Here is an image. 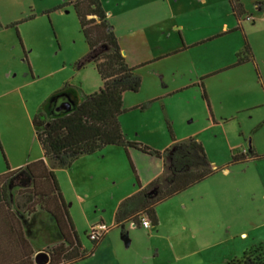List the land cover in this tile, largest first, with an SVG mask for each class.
Listing matches in <instances>:
<instances>
[{
	"label": "rangeland",
	"instance_id": "374dc122",
	"mask_svg": "<svg viewBox=\"0 0 264 264\" xmlns=\"http://www.w3.org/2000/svg\"><path fill=\"white\" fill-rule=\"evenodd\" d=\"M99 2L127 62L143 64L136 70L138 91L124 94L126 111L118 118L123 134L162 151L170 143L168 124L177 141H199L218 170L195 184L193 197L181 201L178 193L158 203L159 224L144 229L112 226L115 200L136 179L145 183L161 166L158 158L135 150V169L124 149L112 146L102 150L103 162L94 161L89 169L84 163L79 171L70 170L73 162L56 167L81 246L92 249L85 234L100 217L108 227L91 256L71 264H230L253 246L264 247V0H239L238 19L228 0ZM210 35L219 36L206 38ZM221 65L231 68L199 75ZM65 84L80 95L101 85L72 5L0 0V173L41 155L31 119L41 105L48 111L55 102L66 109L65 96L52 95ZM141 104L147 107L135 108ZM250 150L259 157L230 162L232 154ZM116 154L124 157L122 163ZM27 184L20 173L11 188ZM18 216L23 226L30 215Z\"/></svg>",
	"mask_w": 264,
	"mask_h": 264
},
{
	"label": "trees",
	"instance_id": "16d2710c",
	"mask_svg": "<svg viewBox=\"0 0 264 264\" xmlns=\"http://www.w3.org/2000/svg\"><path fill=\"white\" fill-rule=\"evenodd\" d=\"M68 3L76 14L87 46V59L93 63L101 85L91 94L80 95L76 87L67 84L54 92V100L58 95L68 93L73 103L61 112H52L51 106L46 111V107L41 105L33 115L31 124L42 157L15 169L6 166V170L0 173V264H34L33 249L24 235L19 213L32 215L42 212L52 217L62 241L47 248L49 260L46 264H71L84 260L98 246L102 237L90 240L89 232L85 236L91 242L92 249L87 252L81 246L52 167H68L78 157L95 154L109 145L120 146L125 152L133 148L160 159V175L145 186L136 179L137 190L119 202L114 211L115 226L129 222L138 226L143 216H146L150 225H156L155 206L158 203L190 188L218 170L207 162L199 141L192 137L177 141L168 124L166 127L170 143L162 151L124 137L118 119L126 111L123 95L138 91L141 81L136 70L143 64L128 65L116 36L106 23L107 16L99 0H68ZM228 3L238 19L242 13L241 3L239 0H228ZM244 49L249 51L245 42ZM243 61L246 59H238L235 65ZM198 85L201 98L208 107L202 82ZM146 107L145 104L135 106L141 110ZM249 154H232L230 162L259 157L253 150ZM129 164L134 173L130 161ZM20 173L26 175L28 184L13 192L11 182ZM230 264H264V247L253 246L252 250Z\"/></svg>",
	"mask_w": 264,
	"mask_h": 264
},
{
	"label": "crops",
	"instance_id": "0c3cea01",
	"mask_svg": "<svg viewBox=\"0 0 264 264\" xmlns=\"http://www.w3.org/2000/svg\"><path fill=\"white\" fill-rule=\"evenodd\" d=\"M112 29V28H111ZM217 36H219V35H210L209 37H206V38H213L214 39V37H217ZM212 39V40H213ZM208 40V39H207ZM202 42H204V41H200V42H198V43H191L190 45L189 44H185L184 46L185 47H182V49L181 50H183V49H186L187 47H190V46H194V45H198V44H200V43H202ZM121 48V47H120ZM121 53L122 54H124V51H122V49H121ZM125 59H126V57H125ZM251 60V59H250ZM127 61V60H126ZM247 61H249V58H248V60H246V61H243V62H241V63H239V64H237V65H234L235 67L236 66H239V65H241V64H245V63H247ZM128 63V62H127ZM128 65H130L129 63H128ZM130 66H133V65H130ZM227 66H229V65H227ZM227 66H219V67H217V68H215V69H210V70H206V71H204V72H202V73H199V75L200 76H209V75H212V74H215L216 72H219V71H221V68H222V70L224 69V68H226V69H224V70H227V69H230L231 67H229V68H227ZM234 66H232V67H234ZM215 72V73H214ZM185 86V85H184ZM181 88H183V86H180V87H177V88H174V89H172L171 90V92H175V91H177V90H179V89H181ZM125 94V93H124ZM64 96H65V98H66V100L68 101V105H67V107H66V109H68L71 105H72V97H71V94H68V93H64L63 94ZM123 99H124V95H123ZM55 102H53V103H51L50 104V108H51V111L52 112H61V111H64V110H66V109H61V108H59L58 107V105L57 104H54ZM124 137L127 139V140H130V141H135V139H133V138H131V137H129V135H124ZM112 146H116V145H109V146H106V147H112ZM106 147H104V148H106ZM117 147H119V146H117ZM103 148V149H104ZM103 149H101L100 151H98L97 153H95V154H92V155H84V156H80V157H78L76 160H74L73 161V163H72V167H70V170H73V166H76V171H79L78 169H79V166H83V164L85 163L86 165H88V169L92 166V164L94 163V161H97V162H100V163H102L103 161L101 160V159H103L104 157H105V154H101L102 153V150ZM107 149H110V148H107ZM119 150L118 151H120V147L118 148ZM135 149H133V148H128L127 149V152H126V154L131 158V160H132V163H133V165H134V168L135 169H138V168H136V166H135V164H134V159H135V157L137 158L138 157V154H136L135 152ZM121 155V154H120ZM119 154H116V156H118V160L121 162V160H123V156H120ZM42 157V153H41V155L39 156V157H36V158H34L33 160H36V159H39V158H41ZM158 160H160V159H158ZM161 161V160H160ZM120 162H119V164H120ZM125 162V161H124ZM122 163V162H121ZM26 164V163H25ZM24 164V165H25ZM23 165V166H24ZM18 166V165H17ZM17 166H15V167H13L12 169H15V168H18ZM211 167L213 166V165H210ZM19 167H22V166H19ZM213 168V167H212ZM52 169H53V172H54V175H55V178H56V181H57V183H58V186H59V188H60V192H61V194H62V197H63V199H64V201H65V204H66V207H67V210H69V207L71 206V204H69V207L67 206V202H66V198H65V193H64V189H63V187L61 186V184H60V182H59V176H58V174H57V172H56V170L58 169V168H56V167H52ZM137 171V170H136ZM161 171H162V162H161V166L158 168V169H156V170H153V171H150L151 172V175H150V177H149V179H147V181H145V183H141V185H145L146 183H148V182H150V180H152V179H154L155 177H157L158 175H160V173H161ZM111 172V171H110ZM80 173V172H79ZM108 174V173H107ZM27 178V177H26ZM81 182H79V183H82V185H84L83 184V182H84V180H83V178H82V175H81ZM72 181V180H71ZM73 182V181H72ZM81 185V186H82ZM198 185H200V184H198ZM23 186H25V185H23ZM23 186H21V187H23ZM197 185H194V186H191L190 188H188V189H186L184 192H180L178 195H176L175 197H178L180 200L182 199H188L189 197H193V193H194V191H195V187H196ZM192 189H193V193L191 192L192 191ZM137 190V186L135 185V184H133V186L131 187V189H128V191H125V192H123L122 193V195H120L119 197H117L116 198V200H115V209H116V207H117V205L119 204V202L121 201V199H123V198H125L126 196H128V195H131V194H133L135 191ZM76 192L78 191V189L77 190H75ZM77 194V196H76V202L77 203H81L80 205L82 206V204H83V202H84V200H83V198L80 196V195H78V193H76ZM86 194H89L88 193V191L86 190ZM195 197V196H194ZM197 197H199L198 195H197ZM172 198H174V197H172ZM181 200V201H182ZM86 205H84V207H85ZM115 209H114V211H115ZM114 211H113V224H112V226H115L114 225ZM69 212V211H68ZM70 213V212H69ZM156 213V212H155ZM156 217H157V214H156ZM70 219H71V222H72V218H71V215H70ZM100 219V221L99 222H101V223H104V221L102 220V218L100 217L99 218ZM98 222V223H99ZM159 221H158V217H157V224H159L158 223ZM72 224H73V222H72ZM92 224H94V223H90V225L89 226H91ZM105 224V223H104ZM126 224H128L129 225V227L130 228H135V227H141L140 225H138V226H136L134 223H131V222H129V223H125V224H123V225H121V226H119L120 228H122V227H124V225H126ZM156 224V225H157ZM156 225H154V226H156ZM153 225H151L150 226V228L152 227ZM116 227V226H115ZM143 228V227H142ZM149 228V229H150ZM144 229H146V228H144ZM23 232H24V235H25V237H26V239L28 240V242L30 243V245H31V247H32V249H33V255H32V261H33V263H34V260H33V256H34V254L36 253V252H39V251H46L47 252V248L48 247H51V246H53V245H56V244H59V243H61V241H62V239H61V237H60V235H59V233H58V231H57V229H56V226H55V224H54V221H53V219H52V217L51 216H49L48 214H45V213H42V212H36V213H34V214H32V215H30L29 216V218L26 220V223H24L23 224ZM103 236H104V234H103ZM102 236V238H101V240H100V242H99V244H102L103 242H104V240L106 239V235L103 237ZM98 244V245H99ZM48 253V252H47ZM91 256V255H90ZM89 256V257H90ZM109 256H111V255H109ZM89 257H87V258H89ZM86 258V259H87ZM81 261H83V260H81ZM80 262V261H79ZM35 264V263H34Z\"/></svg>",
	"mask_w": 264,
	"mask_h": 264
},
{
	"label": "built area",
	"instance_id": "2783aa9c",
	"mask_svg": "<svg viewBox=\"0 0 264 264\" xmlns=\"http://www.w3.org/2000/svg\"><path fill=\"white\" fill-rule=\"evenodd\" d=\"M262 20L264 21V16L262 17ZM139 225L146 229H149L151 226L146 216L140 218ZM107 229L108 227L104 223L99 222L90 227L88 237L90 240H99Z\"/></svg>",
	"mask_w": 264,
	"mask_h": 264
},
{
	"label": "water",
	"instance_id": "95a60500",
	"mask_svg": "<svg viewBox=\"0 0 264 264\" xmlns=\"http://www.w3.org/2000/svg\"><path fill=\"white\" fill-rule=\"evenodd\" d=\"M35 264H46L49 260V255L46 251L36 252L33 256Z\"/></svg>",
	"mask_w": 264,
	"mask_h": 264
}]
</instances>
